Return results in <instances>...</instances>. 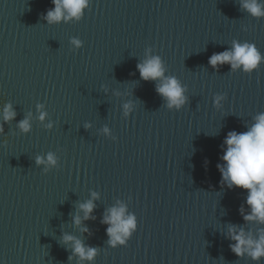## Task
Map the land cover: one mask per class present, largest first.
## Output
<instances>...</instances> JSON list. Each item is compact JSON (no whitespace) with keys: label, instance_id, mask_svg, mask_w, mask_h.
<instances>
[{"label":"water","instance_id":"1","mask_svg":"<svg viewBox=\"0 0 264 264\" xmlns=\"http://www.w3.org/2000/svg\"><path fill=\"white\" fill-rule=\"evenodd\" d=\"M54 7L0 0V264H264L232 251L230 227L258 239L264 223L244 219L248 190L217 167L228 132L264 113V61L251 73L209 64L234 42L264 56V16L242 0H88L79 18L49 22ZM155 56L185 89L179 109L161 78L140 75ZM49 153L54 165L37 164ZM120 204L136 228L111 246L104 217ZM65 235L96 255L80 259Z\"/></svg>","mask_w":264,"mask_h":264},{"label":"clouds","instance_id":"2","mask_svg":"<svg viewBox=\"0 0 264 264\" xmlns=\"http://www.w3.org/2000/svg\"><path fill=\"white\" fill-rule=\"evenodd\" d=\"M54 9H49L46 18L49 22L60 21L63 12L66 9L70 16L79 18L82 9L87 6L88 0H53ZM244 7L252 15L264 16V0H242ZM79 44V41H74ZM264 61V56L257 50L255 44L245 42L240 44L233 43L231 50H225L220 53H214L209 58V64L218 67L225 62L230 63L231 69L236 70L242 66V71L251 73L258 69L260 63ZM140 75L143 79L161 78L157 85V92L162 94L168 103V107L179 109L187 101L184 95V87L175 77H164V68L159 56L152 57L143 63L137 65ZM223 96L217 95L215 102H219ZM43 105H38L42 108ZM129 105H125L127 110ZM4 120L8 121L15 117L16 113L12 110L11 104L5 105ZM44 113H41L40 119H44ZM127 115V111L125 112ZM255 123L246 132L230 131L225 137L224 144L227 146L221 159L224 164H218L223 182L228 187H240L248 190L247 204L251 206V213L244 214L245 220H259L264 223V113L255 118ZM51 127V124L48 125ZM19 127L27 132L30 128L29 119L25 118L19 122ZM2 131V128H0ZM108 131L107 128L104 129ZM113 139H116L113 137ZM37 164L48 163L54 165L56 158L54 154L49 153L45 161L41 157L36 158ZM96 193H93V197ZM80 208L84 211V218H89V214L94 208L92 200L82 203ZM243 212V209L241 210ZM104 217V222L110 226L106 229L109 234V244L115 246L117 243L126 245L131 232L136 228V218L133 214L125 215L126 207L120 204L119 207H112ZM75 223H80V217L74 218ZM87 231V229H84ZM229 234L236 243L231 245L232 251L240 256L247 253L254 260L264 256V230L258 239H253L251 235H245L241 228L237 231L236 227H230ZM64 240L74 241V253L78 254L80 259L91 260L96 255V249L85 247L82 242L71 235H65ZM71 259V256L69 257Z\"/></svg>","mask_w":264,"mask_h":264}]
</instances>
